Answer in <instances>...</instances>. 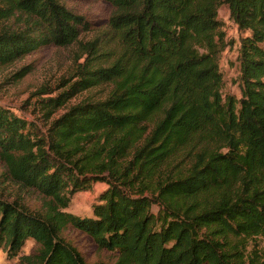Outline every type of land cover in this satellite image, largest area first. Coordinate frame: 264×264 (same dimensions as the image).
I'll return each mask as SVG.
<instances>
[{
    "label": "trees",
    "instance_id": "obj_1",
    "mask_svg": "<svg viewBox=\"0 0 264 264\" xmlns=\"http://www.w3.org/2000/svg\"><path fill=\"white\" fill-rule=\"evenodd\" d=\"M102 1L114 8L106 37L82 42L90 23L63 0H0V17L23 24L0 31V64L50 44L79 51L68 89L41 100L43 127L0 107V183L49 202L0 193V248L17 264H264V0ZM221 5L245 33L238 98L221 92ZM98 86L103 99L49 120ZM95 182L106 187L90 216L64 211ZM66 226L116 260L86 262Z\"/></svg>",
    "mask_w": 264,
    "mask_h": 264
},
{
    "label": "rangeland",
    "instance_id": "obj_2",
    "mask_svg": "<svg viewBox=\"0 0 264 264\" xmlns=\"http://www.w3.org/2000/svg\"><path fill=\"white\" fill-rule=\"evenodd\" d=\"M63 3L73 12L84 16L90 23V30L83 31L79 35L80 41L102 40L106 37L107 20L114 12V8L110 4L102 0H63ZM217 18L225 33V40L228 42L218 60L223 80L221 92L223 96L233 95L238 98L240 91L237 55L239 40L245 33L240 31L229 19L226 5H221L218 8ZM22 25L21 18L17 14L11 13L0 17V31L18 30ZM78 54L76 43L65 46L50 44L41 46L10 63L0 64V107L8 108L15 114L43 127L44 109H42L41 100L56 97L68 89L74 80L72 73ZM81 60L79 61L81 62ZM107 91V87L98 86L78 92L54 111L49 120L79 102L101 100ZM176 160L174 166L181 164V157ZM4 172L5 168L0 164L1 179ZM105 187L104 183L95 182L88 190L76 192L64 211L81 217L90 216L92 205ZM0 193L8 200L18 198L31 210H44L49 203L48 199L38 192L20 188L10 180L0 183ZM152 209L154 212L157 210L156 206H153ZM60 236L79 251L88 263H113L116 260L114 253L98 248L87 235L71 226L63 228ZM32 248L33 242L28 240L21 253L27 254ZM14 263H18V258L8 259L0 248V264Z\"/></svg>",
    "mask_w": 264,
    "mask_h": 264
}]
</instances>
